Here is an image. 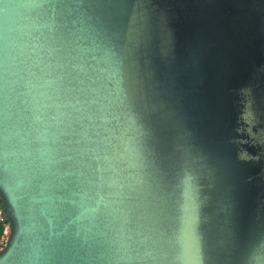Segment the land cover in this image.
Segmentation results:
<instances>
[{
    "label": "water",
    "instance_id": "obj_1",
    "mask_svg": "<svg viewBox=\"0 0 264 264\" xmlns=\"http://www.w3.org/2000/svg\"><path fill=\"white\" fill-rule=\"evenodd\" d=\"M0 264H264V0H0Z\"/></svg>",
    "mask_w": 264,
    "mask_h": 264
},
{
    "label": "built area",
    "instance_id": "obj_2",
    "mask_svg": "<svg viewBox=\"0 0 264 264\" xmlns=\"http://www.w3.org/2000/svg\"><path fill=\"white\" fill-rule=\"evenodd\" d=\"M3 209L0 206V223L5 226L4 231H3V236L0 238V250L3 248L7 234H8V223L6 222L4 215H3Z\"/></svg>",
    "mask_w": 264,
    "mask_h": 264
},
{
    "label": "trees",
    "instance_id": "obj_3",
    "mask_svg": "<svg viewBox=\"0 0 264 264\" xmlns=\"http://www.w3.org/2000/svg\"><path fill=\"white\" fill-rule=\"evenodd\" d=\"M1 206V204H0ZM5 226L0 223V238L3 236V231H4Z\"/></svg>",
    "mask_w": 264,
    "mask_h": 264
}]
</instances>
